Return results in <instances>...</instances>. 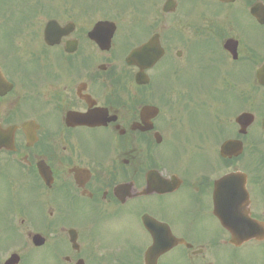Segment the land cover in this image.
Listing matches in <instances>:
<instances>
[{"label": "flooded vegetation", "instance_id": "af4514ba", "mask_svg": "<svg viewBox=\"0 0 264 264\" xmlns=\"http://www.w3.org/2000/svg\"><path fill=\"white\" fill-rule=\"evenodd\" d=\"M262 70L264 0H0V264H264L218 184L264 222Z\"/></svg>", "mask_w": 264, "mask_h": 264}, {"label": "water", "instance_id": "95a60500", "mask_svg": "<svg viewBox=\"0 0 264 264\" xmlns=\"http://www.w3.org/2000/svg\"><path fill=\"white\" fill-rule=\"evenodd\" d=\"M238 122L242 126H246L251 122V119L250 118L247 119L246 116H243L238 120ZM234 148L236 150L239 149V147H237L236 144H233V142H229L228 144L224 145L222 148V156H224V157L228 156V154H230V152H232L234 150ZM235 185H237V184L235 183ZM248 221L250 222L249 225L242 223L240 225H237L234 228V234H235L234 238L237 241H246L252 237H259V236L263 235V231L261 229H259V227L257 225H255V223H253L249 219H248Z\"/></svg>", "mask_w": 264, "mask_h": 264}, {"label": "rangeland", "instance_id": "374dc122", "mask_svg": "<svg viewBox=\"0 0 264 264\" xmlns=\"http://www.w3.org/2000/svg\"><path fill=\"white\" fill-rule=\"evenodd\" d=\"M259 159V158H258Z\"/></svg>", "mask_w": 264, "mask_h": 264}]
</instances>
